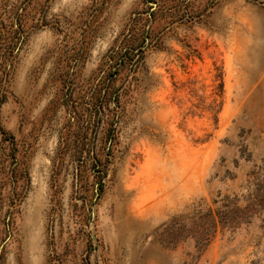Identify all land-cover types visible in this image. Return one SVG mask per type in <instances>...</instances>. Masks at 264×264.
<instances>
[{
	"label": "rangeland",
	"instance_id": "374dc122",
	"mask_svg": "<svg viewBox=\"0 0 264 264\" xmlns=\"http://www.w3.org/2000/svg\"><path fill=\"white\" fill-rule=\"evenodd\" d=\"M261 198L264 0H0V264H264Z\"/></svg>",
	"mask_w": 264,
	"mask_h": 264
},
{
	"label": "trees",
	"instance_id": "16d2710c",
	"mask_svg": "<svg viewBox=\"0 0 264 264\" xmlns=\"http://www.w3.org/2000/svg\"><path fill=\"white\" fill-rule=\"evenodd\" d=\"M129 59H131V58L129 57ZM122 60H123V62H122ZM124 63H125L124 59H120V62H118V64H120V65H123ZM115 73H117V71ZM2 130L4 131V133H7L3 128H2ZM10 137H12V136H10ZM79 148H80L79 149V152H81V147H79ZM12 162L15 163V165L18 164L15 154L12 155ZM19 178H20V176H17L14 180H17ZM261 199L262 200H260V202L259 201L252 202L251 205H256V204H258V205H264V198H261Z\"/></svg>",
	"mask_w": 264,
	"mask_h": 264
}]
</instances>
